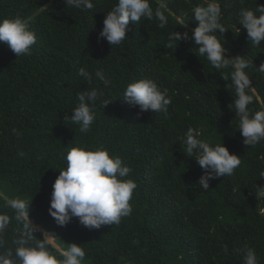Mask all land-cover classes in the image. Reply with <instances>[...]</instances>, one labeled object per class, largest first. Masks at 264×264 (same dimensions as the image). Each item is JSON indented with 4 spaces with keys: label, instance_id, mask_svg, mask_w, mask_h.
<instances>
[{
    "label": "trees",
    "instance_id": "obj_1",
    "mask_svg": "<svg viewBox=\"0 0 264 264\" xmlns=\"http://www.w3.org/2000/svg\"><path fill=\"white\" fill-rule=\"evenodd\" d=\"M91 2V10H81L65 0H0V19L31 18L37 36L24 56L16 57L0 43V215L9 216L0 233V252L11 249L15 259L14 240L22 225L9 201L20 199L30 203V221L52 241L41 231L33 235L46 239L60 260L70 243H77L85 250L82 264H243L241 249L248 246L264 264V199L259 198L264 191V140L243 144L232 103L233 67L214 68L191 39L194 8L211 0H150L153 10L159 8L167 17V25L160 28L155 18L129 22L127 37L118 46L98 39L107 11L118 0ZM215 2L227 28L217 30L225 55H244L251 64L245 69L251 81L246 91L253 96L248 107L264 110V71L258 68L264 65V41L253 45L238 15L241 9L264 5V0ZM173 31L187 32L189 39L176 46L171 42L169 48ZM80 68L93 74L91 82L78 74ZM97 69L111 80L108 87L95 77ZM143 77L168 89L167 116L141 112L124 101L127 84ZM92 88L103 95L95 102L90 130L81 133L68 116L79 103L78 94ZM105 100L110 102L103 106ZM188 128L241 158L233 175L211 179L209 189L201 188L204 170L183 152ZM79 145L103 146L131 167L126 179L137 184L132 213L120 224L89 229L72 217L61 227L49 214L53 182L66 167V153ZM19 151L26 155L20 157Z\"/></svg>",
    "mask_w": 264,
    "mask_h": 264
},
{
    "label": "clouds",
    "instance_id": "obj_2",
    "mask_svg": "<svg viewBox=\"0 0 264 264\" xmlns=\"http://www.w3.org/2000/svg\"><path fill=\"white\" fill-rule=\"evenodd\" d=\"M66 5L81 9L91 10L94 5L91 0H65ZM258 13V14H257ZM221 8L215 0L196 6L193 10V20L196 26L192 30L191 39L198 48L199 56L206 57L216 69L233 67L231 81L235 87L236 98L233 100L236 116L239 117L238 129L243 137V144L255 146L264 140V110L251 111L248 107L253 102V96L248 93L251 88L250 76L245 69L251 64L243 56L229 58L225 55L222 36L227 28L221 23ZM239 24L247 31V38L253 45L259 46L264 41V5H257L255 10L241 9ZM159 21L158 26L164 28L167 17L158 8L155 11L150 5V0H118L110 11H107L103 20V27L98 33L99 38H105L110 45L118 46L127 37L129 22L140 24L142 19ZM31 18L15 16L0 19V43H5L15 56L29 55L32 46L36 43V32L31 27ZM185 25V24H183ZM189 39L187 32L183 34L173 31L169 34L168 47L177 45L181 40ZM253 64V62H251ZM264 71V65H260ZM78 74L84 80L91 82L93 74L85 68H80ZM105 87L111 84L102 69L95 71ZM102 91L92 88L83 90L78 94V105L72 109L69 122L80 126L81 133H87L96 117L95 102ZM124 101L130 106H139L141 112L168 114L171 97L167 88L162 87L156 80L148 77L133 80L128 83L122 95ZM110 100H105L103 106ZM19 137L21 133L13 129ZM201 133L193 128H188L184 134L183 142L185 152L194 157L204 174L199 177L202 189H209V181L220 176H231L240 166L241 158L235 153H230L221 142L213 144L200 138ZM18 155L24 157V151ZM66 167L60 169L59 175L52 185L50 205L48 212L58 226H65L72 217H77L79 222L89 229H100L104 225L120 224L123 217L132 213L130 201L137 187L133 179H126L132 171L121 157L110 155L103 146L94 149L79 145L73 146L65 155ZM264 177V172L260 174ZM259 198L264 199V191L259 193ZM29 204L20 199L9 201V206L15 212V219L22 225L18 238L14 240L17 245L15 259L11 249L0 252V264H82L85 250L77 243H70L67 250L63 251V259L49 250L46 239L35 238L34 232H43V237L50 234L33 224L29 219ZM9 224L8 215H0V233H3ZM3 240L0 239V246ZM227 252V248H225ZM243 264H259L258 257L252 247L245 246L241 249Z\"/></svg>",
    "mask_w": 264,
    "mask_h": 264
},
{
    "label": "rangeland",
    "instance_id": "obj_3",
    "mask_svg": "<svg viewBox=\"0 0 264 264\" xmlns=\"http://www.w3.org/2000/svg\"><path fill=\"white\" fill-rule=\"evenodd\" d=\"M47 239H48L50 242L52 241L50 237H47Z\"/></svg>",
    "mask_w": 264,
    "mask_h": 264
}]
</instances>
